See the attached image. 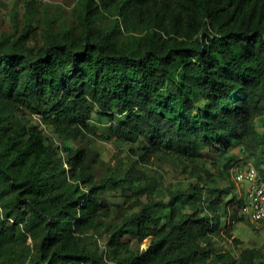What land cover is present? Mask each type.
Instances as JSON below:
<instances>
[{
	"label": "trees",
	"instance_id": "16d2710c",
	"mask_svg": "<svg viewBox=\"0 0 264 264\" xmlns=\"http://www.w3.org/2000/svg\"><path fill=\"white\" fill-rule=\"evenodd\" d=\"M84 1L79 32L49 28L34 46V25L0 37V264H264L260 249L236 257L218 241L244 218L237 191L205 203L208 187L189 183L163 213L157 179L132 166L97 180L90 148L141 143L146 164L226 154L237 139L258 154L264 0ZM254 164L264 175V152ZM122 182L147 201L105 222L114 210L101 191ZM101 227L105 253L89 247Z\"/></svg>",
	"mask_w": 264,
	"mask_h": 264
},
{
	"label": "rangeland",
	"instance_id": "374dc122",
	"mask_svg": "<svg viewBox=\"0 0 264 264\" xmlns=\"http://www.w3.org/2000/svg\"><path fill=\"white\" fill-rule=\"evenodd\" d=\"M84 0H0V37H6L9 41L29 25L35 26L33 37L28 41V45H41L46 31L51 28L55 32L66 28H73L80 31V12L83 10ZM35 118H40L34 115ZM47 134L53 137L56 143L60 140L47 125L44 126ZM255 127L259 132V138L264 131V118L256 120ZM232 150L226 154H211L203 151V155L194 159L177 158L174 161L156 160L144 164L137 161L135 151H140L144 146L141 143L120 142L92 138L90 148L97 152V162L93 166V171L97 180L106 177L123 176L132 166L144 171L150 177L158 180L159 186L156 189L153 200L162 201V211L167 210V203L175 200L172 193L178 189L189 186V183L201 181L208 188L204 191L203 200L208 203L216 197L223 187H231L232 191H237L238 199L246 194L248 182L237 185L234 182V173L245 168L248 164H254L258 154H251L244 150L237 139L233 141ZM255 165V164H254ZM234 185V188H233ZM236 193V192H235ZM101 197L105 200L109 209L114 212L110 217H103V221L111 224H118L121 218L118 216L119 209L127 210L129 213L140 208L137 202L147 201L146 193L138 186H129L122 182L116 188H108L101 191ZM226 196V200L230 198ZM181 204L182 211L190 210L193 205L187 200ZM118 209V211H116ZM239 214L244 218L235 220L231 236L219 239L220 245L232 251L238 257L240 251L246 247H254L264 252V223H257L246 217L239 208ZM228 221V216L224 217V222ZM92 233V232H89ZM94 238L90 241L89 247L99 253H105L107 249L106 240L108 230L105 227L93 232ZM129 237H125V240ZM150 237L141 244L140 249H145L149 245Z\"/></svg>",
	"mask_w": 264,
	"mask_h": 264
},
{
	"label": "built area",
	"instance_id": "2783aa9c",
	"mask_svg": "<svg viewBox=\"0 0 264 264\" xmlns=\"http://www.w3.org/2000/svg\"><path fill=\"white\" fill-rule=\"evenodd\" d=\"M233 180L237 185L249 183L246 194L242 197V210L249 219L264 223V175L254 164H248L234 173Z\"/></svg>",
	"mask_w": 264,
	"mask_h": 264
}]
</instances>
